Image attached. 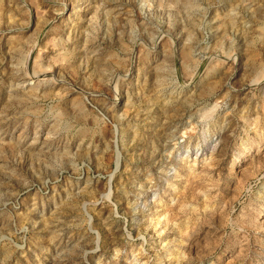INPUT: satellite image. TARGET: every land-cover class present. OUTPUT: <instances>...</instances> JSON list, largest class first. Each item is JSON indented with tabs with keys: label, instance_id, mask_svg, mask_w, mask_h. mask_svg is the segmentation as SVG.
<instances>
[{
	"label": "rangeland",
	"instance_id": "374dc122",
	"mask_svg": "<svg viewBox=\"0 0 264 264\" xmlns=\"http://www.w3.org/2000/svg\"><path fill=\"white\" fill-rule=\"evenodd\" d=\"M0 264H264V0H0Z\"/></svg>",
	"mask_w": 264,
	"mask_h": 264
}]
</instances>
